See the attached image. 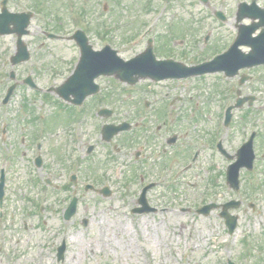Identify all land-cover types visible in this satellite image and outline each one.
I'll list each match as a JSON object with an SVG mask.
<instances>
[{
	"label": "rangeland",
	"instance_id": "1",
	"mask_svg": "<svg viewBox=\"0 0 264 264\" xmlns=\"http://www.w3.org/2000/svg\"><path fill=\"white\" fill-rule=\"evenodd\" d=\"M40 1L58 13L53 12L47 16L48 20H41L40 15L31 19L29 34L23 37L31 53L29 61L11 67L9 56L14 51L16 37L13 34L0 36V91L10 83L8 72L11 69L17 72L19 79L30 74L34 82L45 89L59 85L70 74L75 56L71 43L46 41L40 37L38 29L59 25L66 31L74 27L78 13H68L63 8L65 1L73 3L78 12L80 7L85 8L88 21L107 23L112 30L109 37L114 40L123 59L142 52L146 41L130 42L124 46L120 43L133 35V32L137 33L147 21L151 23L160 5L168 2L164 15L154 24L149 34L156 36L157 45L159 40L162 44L169 42V57L189 65L207 59L210 57L207 54L231 42L236 35V6L239 2L250 0H206V3L203 0H148V10L143 7L146 1L141 6L139 0ZM33 3H36L35 0H7V8L20 12L23 11V4L33 6ZM104 3L107 5L106 10L102 9ZM257 3L264 8V0H257ZM114 9L118 12V22L110 18ZM214 10L225 11L226 20L221 22L215 19L212 14ZM57 14L60 15L59 19L56 18ZM127 21L130 25H126ZM174 22V27H169ZM243 23L247 24L249 20H243ZM132 25L137 27L134 31L130 30ZM92 36H95L93 32ZM205 36H208L206 43ZM177 40H182V43ZM95 42L98 46L99 39ZM241 49L247 51L245 47ZM204 55L205 58H202ZM156 57L164 58L165 55L156 54ZM36 60L41 64H34ZM246 72L253 74V78L240 87L238 75L224 81V84L216 75H204L159 82L141 80L134 86L121 83L113 77L98 78L96 82L101 86L100 91L111 94L116 114L108 120H97L115 123L126 120L132 125L130 133L134 135L125 142L122 139L126 138L125 135H118L119 150H115L111 146L113 142L108 145L115 137L106 143L98 135H91L86 131L90 128V121H86V138L95 143V152L86 160L81 158L80 150L74 153L82 159L83 178L97 181L99 186L103 180H107L110 195L102 197L91 191L79 190L77 213L65 221L62 218V207H65L66 201L61 196L67 194L68 198L71 197V188L58 195L44 194L45 206L39 209L41 193L37 187H32L24 160H16L8 183L5 213L0 218V264H225L223 258L228 255L238 264H264V161L258 162L254 170L259 181L254 182L250 172L240 170L239 180L244 192L237 195L227 186L223 175L225 164L235 157L229 161L212 153L210 149L200 151L199 160L179 175L172 186L163 187L160 186L163 182H160L159 186L149 192V203L157 207L155 212L131 213L142 183L139 174L144 175L143 179H154L158 177L160 168H166L169 178L183 164L177 154H183L186 158L197 138L209 139L217 132L220 107L227 100L233 101L237 88L241 89L242 95L256 93L259 99L253 102V107L247 108L244 105L234 111L233 134L230 138L224 137L228 153L235 155L230 151L231 144L242 141L247 128L252 125L260 132V140L263 142L264 66L242 71ZM42 91L32 92L24 84L16 87L10 110L18 121L23 123V120L30 118L40 123L38 116L54 114L51 110L56 107L55 103H49L44 94H39ZM162 91L168 92V99L180 96L179 100L173 101L177 124L172 131L164 128L163 118L158 114V111L164 110V105L159 104L158 110L157 104L150 105L146 110L142 107L144 99L158 98ZM49 97L55 99L51 94ZM188 99H191L189 105L186 103ZM23 104L27 105L25 109ZM196 106L197 110L193 108ZM198 108H204L205 115L198 113ZM44 118L46 124L50 125L51 117ZM172 135L175 136L174 146L164 143ZM142 143L146 144L143 153L151 158L147 156L135 160L134 154L140 152L139 146ZM73 145L76 146V143ZM181 146L189 147L177 151ZM162 147L172 149L164 153ZM75 156L69 157L66 164ZM49 158L51 156H47L48 164L51 165ZM100 163L104 164L101 168L98 167ZM90 165L94 166V173L90 171ZM127 182L131 183L129 187H125ZM250 184L256 187L253 193L246 188ZM249 197L255 198L254 211L248 205ZM227 198L241 200L239 208L231 211L239 215L236 228L231 234L219 216L220 208L212 209L208 215L198 214L189 208L200 207L208 201L223 203ZM255 215L259 216L261 224L255 220ZM62 239L66 243V251L60 263L56 260V247Z\"/></svg>",
	"mask_w": 264,
	"mask_h": 264
},
{
	"label": "flooded vegetation",
	"instance_id": "2",
	"mask_svg": "<svg viewBox=\"0 0 264 264\" xmlns=\"http://www.w3.org/2000/svg\"><path fill=\"white\" fill-rule=\"evenodd\" d=\"M41 47L43 48V45L40 46V48ZM72 48L75 49L77 58L79 53L78 47L73 45ZM37 61L40 62L39 60ZM46 92L56 97L54 91ZM5 93L6 91H0V183H2L4 190L3 201L5 199V192L9 186L8 183L11 171H13L14 166H16V160H18V162L19 160H24L25 165L27 166L30 173V183L32 184L33 188L40 186L47 190L50 194L55 195H58V193L67 192L69 191V188H71L72 192H78L79 190H82V188L77 185H68V182L64 180L65 171L68 167L66 163L69 157L75 156L74 151L80 150L82 152L81 158L85 160L87 159V156H93L96 145L86 138L88 134L85 132L84 126L86 121H90V128H87L86 131L91 135L96 134L100 137L101 126L103 124H115V121L102 122L97 120H108L109 118L115 116L116 107L112 103V97L105 95L104 99L105 101H108L105 103H101V100L97 98L92 102L86 103L87 99L90 98L88 97L86 101L79 107H75L71 104L63 105L62 103H55L56 107L54 108H58L56 116L62 118L56 121V119H53L55 114L50 113L49 115L52 118L51 124H46L45 127L39 128V125L36 124L37 121H32L29 118L23 120L24 122L21 123L15 118V116H13L12 111L10 110V105L14 92L8 98L6 103H4ZM50 99L53 100L51 97ZM22 106H24L25 109L27 105L23 104ZM246 107H253V104H247ZM101 109H107L110 112L104 114V117H102L100 115ZM65 111H67L69 114L63 115L61 113ZM73 114H78L77 118H75ZM70 123H77L79 125L75 131H79L81 129V133L77 135V139L73 137V131L70 129L71 126H68ZM243 141L244 139L242 142ZM75 143L76 146L73 145ZM88 145H92V149L89 153L87 152L89 149ZM184 148H186V146L178 147L177 150ZM161 149L163 151L165 148L162 147ZM117 150H119V147ZM43 152H45L44 157H46V160L43 159L42 166L37 168L35 166L36 158L38 155H42ZM228 152L229 150H227L226 153L230 155ZM47 156H51V159L49 158L51 165L48 164ZM220 156L221 158L228 160L226 155ZM139 157L146 158V155L142 152H139L137 156L134 154L135 160ZM71 162H76L81 169L82 159H80V156H75V158L70 160L69 163ZM101 166H104V164L100 163L98 167L101 168ZM47 180L49 182H47ZM61 197L62 200H65L67 204L69 199L68 195L65 194ZM229 201H232V198H227L225 200L227 205ZM236 201L237 202H233L231 204L234 209H238L241 204L240 199H236ZM232 214L237 215L239 218L237 213L233 212Z\"/></svg>",
	"mask_w": 264,
	"mask_h": 264
},
{
	"label": "water",
	"instance_id": "3",
	"mask_svg": "<svg viewBox=\"0 0 264 264\" xmlns=\"http://www.w3.org/2000/svg\"><path fill=\"white\" fill-rule=\"evenodd\" d=\"M241 14L245 13V10L241 8ZM241 16V15H240ZM7 19H14V16L5 17ZM24 18V17H23ZM7 21L0 19V32L9 31L6 29ZM241 33V32H240ZM244 36V35H243ZM259 41L264 42V38L259 39ZM258 39H253V41L246 40L248 44L254 51L251 54L244 56L245 62L255 59L257 61L264 62V51L261 50V46L258 44ZM235 49V48H234ZM234 49L230 53V58L234 57L235 54H238ZM163 69V70H161ZM104 71L116 72V75L122 80L133 81V74H138L139 76H151L153 78H162L166 76H175L178 75L177 68H173L172 71H168L167 68L159 67V63L154 62L153 59H150L148 56H139L133 59L130 62H122L117 58H113L110 52L105 51L98 54H85L79 65L78 70L72 75L65 84L66 88H72L75 94H78L79 91L85 93L86 90V81L92 77L95 73H100ZM85 88V89H84Z\"/></svg>",
	"mask_w": 264,
	"mask_h": 264
},
{
	"label": "bare ground",
	"instance_id": "4",
	"mask_svg": "<svg viewBox=\"0 0 264 264\" xmlns=\"http://www.w3.org/2000/svg\"><path fill=\"white\" fill-rule=\"evenodd\" d=\"M207 235H208V232H207Z\"/></svg>",
	"mask_w": 264,
	"mask_h": 264
}]
</instances>
